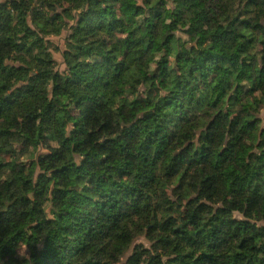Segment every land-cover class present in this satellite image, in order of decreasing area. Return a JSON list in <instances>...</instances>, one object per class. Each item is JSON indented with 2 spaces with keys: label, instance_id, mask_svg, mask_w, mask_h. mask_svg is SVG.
I'll return each instance as SVG.
<instances>
[{
  "label": "trees",
  "instance_id": "1",
  "mask_svg": "<svg viewBox=\"0 0 264 264\" xmlns=\"http://www.w3.org/2000/svg\"><path fill=\"white\" fill-rule=\"evenodd\" d=\"M263 108L264 0L0 1V264H264Z\"/></svg>",
  "mask_w": 264,
  "mask_h": 264
},
{
  "label": "rangeland",
  "instance_id": "2",
  "mask_svg": "<svg viewBox=\"0 0 264 264\" xmlns=\"http://www.w3.org/2000/svg\"><path fill=\"white\" fill-rule=\"evenodd\" d=\"M0 1H3V0H0ZM67 35H68V30H63L58 35H49L46 37L47 41H48L49 49L52 52V55L57 62V68L59 70H63V68H64L62 51L64 50L65 39H66ZM259 116L262 120V123H264V108L261 110V113ZM48 141H49L48 139H45L43 141V143L38 148V153L46 152V148L49 145ZM135 243H142V244H144V246L146 248L151 247V249H153L152 243L144 236V234L141 235L140 237H138V239L136 240ZM22 251L24 252V250L22 249V250H20L19 253H22ZM129 254H130V251H128L124 256H122V258L120 259V261L117 264L123 263Z\"/></svg>",
  "mask_w": 264,
  "mask_h": 264
}]
</instances>
